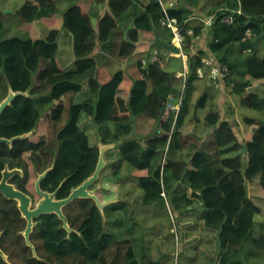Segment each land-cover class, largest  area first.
I'll return each mask as SVG.
<instances>
[{"label":"trees","instance_id":"trees-1","mask_svg":"<svg viewBox=\"0 0 264 264\" xmlns=\"http://www.w3.org/2000/svg\"><path fill=\"white\" fill-rule=\"evenodd\" d=\"M129 1L131 3L127 6ZM184 1L178 0L176 7L165 11L161 4L152 0L154 3L130 16L137 19L129 29H125L124 20L128 19L126 16L138 0H73L65 12L60 11L58 0H27L15 14L20 29L26 31V39L18 36L5 38L4 21L0 19V87L3 88L0 102L7 97L10 88L23 92L30 90L32 94L17 97L2 115L0 138L11 139L27 133L32 135L16 141L12 148L0 146V172L7 156L25 159L15 167L21 168L23 161L26 162V179L19 187L27 191L34 186L37 170L42 171L41 165L45 167V164L54 161L42 189L54 192L63 183L58 198L64 199L74 187L80 186L95 172L100 156L99 136L104 144L123 141L106 153V160L113 171L100 177L102 189L97 194L103 203L121 195V170L127 164L131 168L132 179L142 190L143 206L153 208L161 204L165 209L172 206L175 212L185 216L183 223L187 229L191 227L188 219L199 214L207 228L206 234L218 233L220 250L213 251L216 257L214 254L209 257L206 260L208 264H264V234L259 238L254 235L258 224L256 216L264 219V97L248 93L250 88L264 86V55L261 54V44H264V0H218L217 4L220 5L211 11L218 15L210 30L213 38L211 36L209 40L208 53L211 52L219 63L231 68L228 69L229 77L223 78L229 84L226 88L239 97L242 106L261 114L260 119L251 115L244 117L249 126L243 134L245 142L237 138L231 121L225 119L220 122V113L208 116L207 122L213 129L208 139L218 149L217 153L209 146L205 145L204 149L200 147V137H185L181 131L191 118L198 69L205 66L202 58L206 56V51L202 53V50L192 54L193 41L200 36L204 25L190 26L189 20L193 14L191 4L196 1ZM106 3L108 7L111 5L109 12H102L104 15L101 17L100 7ZM228 4L232 9L228 8ZM239 9L243 15L238 13ZM231 13L233 24H225L222 18ZM146 16L149 18L146 19ZM167 18L176 19L184 37L182 48L188 56L189 66L184 83L180 81L175 84L176 75L163 66L166 58L160 53L157 60L140 63L138 77L128 70H120L105 83L96 78L97 61L94 54L98 50L112 54L111 47L120 29L123 39L119 43L117 57L151 51L153 45L139 38L143 31L156 33L172 45L175 33L163 24ZM40 22L51 27L46 38L38 30ZM83 37L86 39L83 40ZM155 46L167 50L157 42ZM43 85H48L46 94L41 93ZM159 88L162 89L161 93ZM170 90L172 93L168 92ZM180 93L184 96L180 111L177 114L168 111L166 107L170 97H179ZM208 100L205 94L195 104L194 110L204 107ZM144 116L154 119L155 126L148 133L136 132L135 122ZM254 188L257 189L253 193ZM0 200L7 206L16 205L4 198ZM83 200H76L64 208L70 225L77 230L69 239L62 227L63 222L56 215H48L42 220L48 223V243L45 245L48 264H144L148 259L144 251L147 247L146 232L149 230L135 226L138 224L135 216L129 217L132 225L125 224L127 233L130 236L132 231L138 234L125 239L120 227L124 222L121 214L127 212L126 203L115 202L107 206L108 210L105 208L104 211L108 218L106 221L95 201ZM74 206L80 209L79 212H73ZM109 223L122 230L119 233L123 237L108 227ZM178 228L181 229L180 239L184 243L183 228ZM41 230H45L44 227ZM176 235L174 233V239ZM122 243L132 244L125 260L121 257ZM146 264L163 263L148 260Z\"/></svg>","mask_w":264,"mask_h":264},{"label":"rangeland","instance_id":"rangeland-1","mask_svg":"<svg viewBox=\"0 0 264 264\" xmlns=\"http://www.w3.org/2000/svg\"><path fill=\"white\" fill-rule=\"evenodd\" d=\"M3 1H4V4L0 5L1 9H5L7 7L10 9H14L15 5H18L20 3V1H22V0H10V1L9 0H3ZM17 1H18V4H17ZM0 2H2V1H0ZM13 2H15V3H13ZM5 4H8V5H5ZM139 5L140 4L138 2L134 3L133 7L131 8V10L129 11V13L126 17L129 18L131 15L138 13L140 11V10L137 11L139 8ZM133 8L135 9V11ZM6 11L7 10H5L4 12H6ZM60 11H63V10L60 8ZM3 17H4V19H6L5 22L7 25V31L5 30V33H4L5 38H11V37H15V36H18V37H26L27 36L25 34V32L20 29L18 20L15 16L12 15L10 17V15H6ZM46 26L48 28H51L49 24ZM37 27H39V25H37ZM41 27H42V25H41ZM41 27H39L38 30L43 35V31H42ZM48 28L46 29L47 31H49ZM22 32H24V33H22ZM263 46H264V44L263 45L261 44V53L263 52L262 55H264ZM212 58H214V56ZM210 62H211V60H210ZM211 72H212V70H211ZM100 76L101 77L104 76V73H100ZM223 86L224 85H222V87ZM213 87H212V91L214 90ZM222 87L215 88L216 92H215L214 96L220 97L225 92V98L224 99H225L226 103L223 104V106L228 107V109H231L234 111L236 110V115L238 117L239 126L236 127L234 125L235 130L240 132L241 131L240 126H242L243 128H246V125H244L242 122L244 117L239 114V113H243V111L248 110L247 113L250 112L251 116L255 115L254 117H256L258 119L261 118L260 113H258L257 111L254 112V110L246 109L245 107H243L241 105L239 107V103H238L239 97L236 95L230 94L228 91L222 90ZM224 87H226V86H224ZM2 91H3V88L0 87V92H2ZM41 93H43V94L48 93V85H46V86L43 85L41 87ZM260 93L264 97V88L261 90ZM33 96H35V95H33ZM178 99H179V97L176 98V101H178ZM251 111H252V113H251ZM194 113H195V111L192 110V114L194 116L198 117L199 112H196V114H194ZM240 119H241V121H240ZM65 121H67V115L65 116ZM150 129H151L150 125H141L139 123L138 126H135L134 130L136 132L143 133L142 131H149ZM152 129H153V127H152ZM131 130L133 131V129H131ZM184 135H185V137H188L191 134H184ZM209 135H211V134H207L206 136L208 137ZM98 139H99V137H98ZM128 139H130V138H128ZM54 146L56 149V145H54ZM206 146H209L214 153H217L218 149L216 147H214V144H213V142H211V140L208 141ZM51 158H53L52 155H51ZM105 159H106V155H105ZM53 160H55V159H53ZM245 161L247 162V158ZM24 164H26L25 161H23L21 168H23L24 172H25ZM16 165H19V163ZM51 166H52L51 163L45 164V168H49ZM106 167L107 168L104 169V171H106V172L105 173H104V171L102 172V174L104 173V176L107 174H110L111 171H113L109 167L108 162H107ZM130 171H131V168L127 164H124V166L121 170V175H123L122 176V185L120 188L121 195H120V197H117L115 200L108 201V202H111V204L115 203V202H124V203L127 202L126 203L127 212L121 214L124 222L120 227L124 231V236L126 237L125 239H131V236L135 237V235L138 234V232L134 233V231H132L131 236H130L127 233L128 227H126L125 224L132 225V223L128 220L129 217H134V215H135V219L138 222V224H136L135 226L139 227L140 229H144V227L148 228L149 232H146V236H147L146 245H147V247L144 251V254L148 259H146L144 264H146L148 262V260H160V261H162L163 264H208L209 261L206 262V260H209L210 259L209 257H211L214 254L213 251L219 252V244L216 241L217 240V237H216L217 232L215 231L212 234H206L207 228L204 227L203 221H202V219H200L199 214L196 217H190L188 219L191 227L189 229H187L186 228L187 226H184V223H183V221L185 220L184 219L185 216H183L182 213H180L178 211L175 212L174 211L175 209L172 206H169L168 209H165L164 206L161 204L155 205V207H153L154 209L152 207L143 206L142 190L137 186L136 181L132 179V176L130 175L131 174ZM128 172H129V174H128ZM18 180L20 183L25 182L24 178H20ZM102 183H103V181H101V179H100L96 183V185L93 186L92 189H96V188H98L99 190L102 189ZM79 210L80 209L77 208L76 206L73 207V212H75V211L79 212ZM262 218H263L262 216L256 217V221L259 224L261 223L260 226H259V224H257V226L255 227L256 230H255L254 235L256 238H259L264 234V224H263L264 219H262ZM107 220L108 219L106 218V221ZM156 220H158V221H156ZM154 223L156 225L155 228H154ZM108 227H110L111 229L113 228L112 230H114L118 233H119V231H122V230H117L116 225L110 224V225H108ZM176 227L177 228L178 227L183 228L184 243H182L183 241H182V239H180L181 229L178 228V232H177ZM193 229L195 230L194 232H192ZM176 232H177V235L175 236V239H174V233H176ZM119 236L123 237L120 233H119ZM148 241H149V243H148ZM121 245H122L121 257L123 258V260H125V256L129 250V247L132 246V244L131 243H122ZM217 245H218V247H217ZM208 246H210V247L208 248ZM35 247H36V245H35ZM214 257H216L215 254H214ZM8 259H9V262L11 263L10 258H8Z\"/></svg>","mask_w":264,"mask_h":264},{"label":"crops","instance_id":"crops-1","mask_svg":"<svg viewBox=\"0 0 264 264\" xmlns=\"http://www.w3.org/2000/svg\"><path fill=\"white\" fill-rule=\"evenodd\" d=\"M27 0H22L17 6L14 7V9H10V8H5V9H1L0 7V19L4 21V25H5V30L7 31V25L4 19V15H13L15 16L16 12L18 9H20V7L26 2ZM141 1V2H139ZM139 8L137 11H141L145 8V5L147 6L148 4H151L152 0H139ZM196 2H193L191 5V9L193 11V14L189 20V23L192 25V27H196V26H201L202 24L204 25V29L201 31V34L198 38H196V41H193V45H192V54H197V52L199 50L202 51H206V56L203 57V63L205 64V66H203L202 68L198 69V76L199 79L196 80L195 85L198 87H196V92L193 95V110L195 107V104L198 102V100L200 98H202L206 93V95H208V101L206 103V105L204 107H200L198 109V111L194 110L196 114V112H199L198 117L194 116L193 114H191V122L189 120V122H187V124L181 129L183 134H191L194 135L197 139L198 137H200V147H202L203 149L205 148L204 146L208 143L209 139L206 136L207 134H213V129H211L208 122H206V118L216 112L220 113L221 115V120L220 122H222L223 120H229L232 121L231 124L233 126L234 132L236 134V136L240 139V141H243V135L244 131L247 129V125L245 122V119H243V124L246 125V128L241 127V131L238 132L237 130H235L234 125L237 127L239 126V121H238V117L236 115V111H232L231 109H227L228 107H224L223 104L226 103V101L224 100L225 98V92L223 95L219 96H213L214 93L216 92L215 88H220L222 87V85L226 86V81L220 80L219 82H215L214 78H213V70H215L217 67L220 66L221 63L218 62V60L216 59V57L209 52L208 53V43L210 40V37L212 36L210 33L211 27L214 25L215 21H216V13H212L211 11L213 10V8L217 5V3L219 2L218 0H195ZM1 4H4L3 2H0ZM73 3V0H58V7H60L64 12L67 11V9L71 6V4ZM145 3V4H144ZM178 0H160V4L162 5L163 9L165 11H167L169 8H173L176 7L178 5ZM197 3V4H196ZM0 4V5H1ZM159 4V3H158ZM6 5V4H5ZM20 5V6H19ZM174 5V6H173ZM194 5V6H193ZM107 7V8H106ZM212 7V8H211ZM17 8V9H16ZM104 8V11H102V9ZM108 4L106 3L105 6H101L100 10H101V15L102 12L104 14H106V12H109L108 9ZM204 8V9H203ZM211 8V9H210ZM167 9V10H166ZM204 11H203V10ZM5 10H7L6 12H4ZM210 10V11H209ZM106 11V12H105ZM208 15H206V14ZM212 13V14H211ZM103 14V15H104ZM103 15L101 17H103ZM200 15V16H199ZM215 15V16H214ZM10 16V17H11ZM214 16V17H213ZM17 18V16H15ZM214 18V19H213ZM134 19L135 17H129L126 21L125 20V29H129L132 28L134 26ZM196 19V20H195ZM204 20V21H203ZM210 20V21H209ZM224 20V19H223ZM165 21V20H164ZM191 21V22H190ZM196 21V22H195ZM193 22V23H192ZM195 22V23H194ZM201 22V23H200ZM203 22V23H202ZM205 22V23H204ZM211 22V23H210ZM213 22V23H212ZM224 22V21H223ZM226 23V22H225ZM42 24H44V22H42ZM195 24V25H194ZM200 24V25H199ZM229 24V23H227ZM39 26H41V22L38 24ZM45 26V27H44ZM206 26V27H205ZM208 26V27H207ZM210 26V27H209ZM42 27H44L42 29L43 31V36H47L48 31L46 30V24L42 25ZM41 27V28H42ZM172 30V29H171ZM173 31V30H172ZM119 37L117 36V38L114 40L113 42V48L112 47V54L110 53H106V52H99L96 51L94 54V57L97 61V68H96V72H95V76L97 78H99L101 83H105L107 81H109L112 77V75H114L116 72L120 71V70H127L130 71L133 75L135 74L136 77L139 76L138 74V68L141 62L145 63H149L150 61L153 60H157L158 58V53L163 54L166 58L165 64L163 65L164 67H166L169 71L174 72L176 75L175 80H177V82L175 84H179L180 81L182 80L183 83L185 82L186 79V74L188 73V56L185 55L183 52V48L181 49V54H173L171 51L169 50H162V48L155 46L154 47V43L157 42V37L160 38L161 41L165 42L163 38H161L158 34L153 33V32H141L140 33V39L142 41H147L150 44H152L153 49L151 51H144L141 52L139 54H132L130 56L127 57H117V52L119 50V43L122 41L123 39V33L122 30L120 29L119 31ZM193 33V32H190ZM206 35V36H205ZM211 35V36H210ZM152 36V37H151ZM121 37V40H119V38ZM204 38V39H203ZM151 39V40H150ZM174 40V39H173ZM203 42H202V41ZM207 40V42H206ZM167 43V42H165ZM160 44V43H159ZM199 44L201 45V47L199 46ZM116 45V46H115ZM161 45V44H160ZM171 45V44H170ZM172 45H174V42H172ZM163 46V45H161ZM175 46V45H174ZM164 47V46H163ZM177 47V46H176ZM116 49V50H115ZM159 49V50H158ZM161 50V51H160ZM164 51V52H163ZM114 52V53H113ZM263 53V52H262ZM261 53V54H262ZM103 55V56H102ZM113 55V56H112ZM214 56V58H212ZM101 57V58H100ZM105 57V58H104ZM111 57V58H109ZM114 57V58H112ZM104 61H103V59ZM211 60L210 64H207L206 61ZM111 60V61H110ZM103 63H102V62ZM105 63V65H103ZM109 63V64H108ZM124 63V64H123ZM100 64V66L98 65ZM219 65V66H218ZM223 65V64H222ZM185 66V67H184ZM216 66V67H215ZM212 70L209 69V68ZM101 69V71H100ZM105 69V71H104ZM175 70V71H174ZM201 70V71H200ZM203 70V71H202ZM187 72V73H186ZM100 73H104V76L99 77ZM108 73V74H107ZM99 74V75H98ZM107 76V77H106ZM208 76V77H207ZM102 78V79H100ZM206 80V81H205ZM206 82V83H205ZM221 82V83H220ZM204 85V86H203ZM218 85V86H217ZM214 86V87H213ZM212 87L214 88L213 92H212ZM184 88V85H182V89ZM202 88V89H201ZM208 88V89H207ZM264 88V86H260L256 89H252L250 88L248 90V93H256L258 95H260L261 97L262 94L260 93L261 90ZM151 89V87H150ZM199 89V90H198ZM206 89V90H205ZM204 90V91H203ZM222 90L224 91H228L230 94L231 93V89L229 88H223ZM256 90V91H255ZM210 92V93H209ZM212 93V94H211ZM181 95V93H180ZM179 95V96H180ZM183 95V94H182ZM212 96V98H211ZM175 97V96H172ZM178 97V96H177ZM214 98V99H213ZM196 100V101H195ZM212 104V105H211ZM217 104V105H215ZM240 105L242 106L240 100H239V107ZM218 108H217V107ZM245 107V106H243ZM209 108V109H208ZM246 109H249L247 107H245ZM202 109V110H201ZM240 109V108H239ZM250 110V109H249ZM211 111V113H210ZM240 111V110H239ZM248 111V110H247ZM247 111H243V113H239L240 115H242L243 117L249 116L250 114L247 113ZM225 114V115H224ZM206 117V118H205ZM147 118V119H146ZM193 118V119H192ZM202 118V119H201ZM194 120V121H192ZM154 119H152L149 116H144L142 117L140 120H138L135 125L140 123L141 125H152L151 129L149 131H142L143 133H148L152 130V127L154 125L153 123ZM155 122V121H154ZM199 123V124H198ZM192 124V125H191ZM199 126H198V125ZM207 125V126H206ZM198 126V127H197ZM202 126V127H201ZM195 127V128H194ZM206 127V128H205ZM194 128V129H193ZM138 130V129H137ZM199 131V132H198ZM207 132V134H206ZM159 133L162 134V131H160ZM190 135V136H191ZM242 135V136H241ZM193 140V139H192ZM121 143H123V141H120Z\"/></svg>","mask_w":264,"mask_h":264},{"label":"flooded vegetation","instance_id":"flooded-vegetation-1","mask_svg":"<svg viewBox=\"0 0 264 264\" xmlns=\"http://www.w3.org/2000/svg\"><path fill=\"white\" fill-rule=\"evenodd\" d=\"M13 144L11 146L10 145L8 146L12 148ZM1 145H7V144H0V146ZM21 160H25V159L23 158L13 159V157L7 156V158L5 159L6 163L4 164V167L0 172L1 174L0 183L4 178V172L6 168H8L9 171H13L15 169L21 170L22 174L12 175L9 178L8 183L13 185L19 191L26 194L28 197H30L31 205L29 208L30 210H35L37 208L39 201L43 199V196L39 195L36 190L37 180L40 175H42L45 171H47L50 168L53 169V167L51 166L49 168H45L43 165H41L42 171L37 170L38 177L34 183V186H32V188H28L27 191H24V189L19 187L20 182L18 179L20 178L26 179V172H24L23 168L15 167V165L21 162ZM45 179L43 180V182L45 181ZM42 183H41V189H42ZM42 190L44 192H48L44 189ZM0 198H4L5 200L16 203V205L7 206L4 204V201L0 200V249L5 256L4 258V256L0 253V264H38L35 260L43 264H48V250L47 247H45L46 243H48V223H45L42 220L45 219V217H48V215H52V214L44 213L34 217L33 226L31 232L29 233V237L27 238L25 232L28 229L29 220L24 216V213L20 206V201L16 199L6 198L3 194H0ZM63 226L64 224L62 225V227ZM43 227L45 230H41V228ZM76 232L77 230L74 229L73 233ZM73 233L71 234L68 233L67 239H69L70 235H72ZM28 240L33 244V247L38 257L35 256L33 249L29 246ZM8 258H10L11 263L9 262Z\"/></svg>","mask_w":264,"mask_h":264},{"label":"water","instance_id":"water-1","mask_svg":"<svg viewBox=\"0 0 264 264\" xmlns=\"http://www.w3.org/2000/svg\"><path fill=\"white\" fill-rule=\"evenodd\" d=\"M157 3L160 4V0H156ZM157 43H160L163 45L167 50L171 51L174 54H180L181 49L179 47H176L174 45H170L168 43H165L160 40L159 37H157ZM29 91L23 92V91H14L12 88H10L9 93L7 97L0 102V119L5 112V110L12 104V102L19 96H30ZM32 133H27L23 135H19L16 137H13L11 139L8 138H0V144H7L12 145L14 142L19 140H24L28 138ZM121 142H116L113 144H104L102 142V138L99 136L98 139V146L100 149V156L99 161L96 167L95 172L91 177H89L87 180H85L80 186L77 188L72 189L70 195L67 198L64 199H58L57 195L60 189L63 186V183L59 186V188L53 192H44L41 189V183L43 180L47 177L49 172L52 170V168L45 171L42 175L39 176L37 183H36V190L39 195L43 196V199L39 201L37 208L35 210H30L31 205V199L23 192L16 189L13 185L8 183L9 178L14 174H22V171L19 169H15L13 171H9L8 168H6L4 172V178L0 183V194H3L6 198L9 199H16L20 201L21 209L24 213V216L29 220L28 229L25 232L26 237H29V233L31 232L32 226H33V218L36 216H39L44 213L48 214H55L58 216V218L63 222L64 228L66 231L71 234L74 232V229L70 226L68 217L64 213V207L70 205L76 200L79 199H91L95 201L97 207L100 209V211L104 214L105 208L109 205H111V202H105L103 203L100 198L98 197L97 190L92 189L94 185L100 180L101 174L104 171V169L107 166V161L105 159L106 152L110 149H114L118 145H120ZM105 217V214H104ZM29 246L33 249L35 256H37L35 249L33 247V244L28 240ZM0 253L4 256L3 252L0 249ZM5 258V256H4Z\"/></svg>","mask_w":264,"mask_h":264},{"label":"bare ground","instance_id":"bare-ground-1","mask_svg":"<svg viewBox=\"0 0 264 264\" xmlns=\"http://www.w3.org/2000/svg\"><path fill=\"white\" fill-rule=\"evenodd\" d=\"M0 1H2L3 2V0H0ZM10 1V0H9ZM8 1V2H9ZM128 1V0H127ZM185 1H187V0H185ZM184 1V2H185ZM233 1H235V0H233ZM7 2V1H6ZM21 2V1H20ZM81 2H83V1H81ZM103 2H104V0H103ZM139 2H141V1H139ZM183 2V1H182ZM191 2V1H190ZM13 3H15V2H13ZM80 3V2H79ZM111 3V2H110ZM129 3H131L130 1L127 3V6H128V4ZM152 3H154V2H152ZM189 3V2H188ZM192 3V2H191ZM1 4V3H0ZM17 4H18V1H17ZM78 4V3H77ZM93 4V3H92ZM121 4H122V1H121ZM120 4V5H121ZM145 4V3H144ZM190 4V3H189ZM197 4V3H196ZM6 5H8V4H6ZM14 5V4H13ZM131 5V4H130ZM149 5V4H148ZM147 5V6H148ZM217 5H220V4H217ZM229 5V4H228ZM242 5V4H241ZM15 6H17V5H15ZM20 6V5H19ZM95 6H96V4H95ZM111 5L109 4V7H110ZM122 6H124L123 4H122ZM146 6V5H145ZM174 6V5H173ZM194 6V5H193ZM224 6V5H223ZM121 7V6H120ZM159 7V6H158ZM158 7H157V9H158ZM233 7V6H232ZM235 7H237L238 8V6H236V4H235ZM256 7H258V6H256ZM107 8V7H106ZM117 8V7H116ZM123 8V7H122ZM127 8H130V7H127ZM146 8V7H145ZM212 8V7H211ZM210 8V9H211ZM228 8H231V6L229 5L228 6ZM263 8V7H262ZM17 9V8H16ZM33 9V8H32ZM111 9V8H110ZM134 9V8H133ZM154 8H152V10H153ZM186 9V8H185ZM204 9V8H203ZM202 9V10H203ZM224 9V8H223ZM232 9V8H231ZM241 9H242V6H241ZM264 9V8H263ZM1 10V9H0ZM15 10V9H14ZM93 10H96V9H94L93 8ZM97 10H99V8L97 9ZM126 10V9H125ZM162 10V9H161ZM167 10V9H166ZM184 10V9H183ZM219 10H221V9H219ZM225 10V9H224ZM223 10V11H224ZM91 11H92V9H91ZM123 11H124V9H123ZM134 11H135V9H134ZM163 11V10H162ZM204 11V10H203ZM210 11V10H209ZM228 11V10H227ZM33 12V11H32ZM90 12V11H89ZM94 12V11H93ZM106 12V11H105ZM122 12V11H121ZM146 12V11H145ZM156 12V11H155ZM158 12V11H157ZM156 12V13H157ZM185 12V11H184ZM186 12H188V11H186ZM245 12V11H244ZM247 12V11H246ZM107 13V12H106ZM116 13H118V12H116ZM135 13V12H134ZM147 13V12H146ZM156 13H155V15H156ZM159 13V12H158ZM160 13H161V11H160ZM191 13V12H190ZM228 13H230V12H228ZM110 14V13H109ZM163 14V13H162ZM206 14V13H205ZM212 14V13H211ZM219 14H220V11H219ZM225 14H227L226 12H225ZM264 14V13H263ZM263 14H261V15H263ZM9 15V14H8ZM31 15H32V13H31ZM35 15V14H34ZM88 15V14H87ZM98 15V14H97ZM152 15V14H151ZM155 15H154V17H155ZM161 15V14H160ZM182 15H184V14H182ZM206 15H208V14H206ZM218 15V14H217ZM216 15V16H217ZM231 15H232V13H231ZM241 15V14H240ZM243 15V14H242ZM259 15V14H258ZM4 16H6V15H4ZM11 16V15H10ZM37 16V15H36ZM114 16H115V14H114ZM121 16V15H120ZM189 16H190V14H189ZM200 16V15H199ZM215 16V15H214ZM213 16V17H214ZM215 16V17H216ZM247 16V15H246ZM249 16V15H248ZM35 17V16H34ZM40 17V16H39ZM76 17H77V15H76ZM76 17H75V20H76ZM117 17V16H116ZM152 17H153V15H152ZM187 17H188V15H187ZM219 17V16H218ZM223 17V16H222ZM237 17V16H236ZM261 17V16H260ZM140 18V17H139ZM149 17H147L146 16V19H148ZM157 18H159V14H158V17ZM224 18H225V16H224ZM224 18H222V19H224ZM250 18V17H249ZM255 18H258L257 16L255 17ZM82 19V18H81ZM135 19H137V18H135ZM155 19H156V17H155ZM214 19V18H213ZM236 19V18H235ZM262 19V18H261ZM39 20H40V18H39ZM101 20V19H100ZM153 20H154V18H153ZM158 19H156V21H157ZM196 20V19H195ZM218 20V19H217ZM256 20V19H255ZM257 20H259V19H257ZM125 21V20H124ZM126 21H128V20H126ZM204 21V20H203ZM210 21V20H209ZM262 21V20H261ZM13 22V21H12ZM98 22V21H97ZM100 22V21H99ZM119 22V21H118ZM138 22V21H137ZM163 22H164V20H163ZM191 22V21H190ZM196 22V21H195ZM194 22V23H195ZM220 22V21H219ZM36 23V22H35ZM38 23V22H37ZM139 23V22H138ZM144 23V22H143ZM157 23H158V21H157ZM193 23V22H192ZM201 23V22H200ZM203 23V22H202ZM205 23V22H204ZM211 23V22H210ZM213 23V22H212ZM217 23V22H216ZM264 23V22H263ZM263 23H262V26H263ZM14 24V23H13ZM121 24V23H120ZM188 24V23H187ZM225 24H227V23H225ZM41 25H44V24H42V22H41ZM48 25V24H47ZM76 25V24H75ZM136 25H137V23H136ZM141 25V24H140ZM139 25V26H140ZM150 25V24H149ZM149 25H147L148 26V28H149ZM155 25V24H154ZM186 25V24H185ZM189 25V24H188ZM195 25V24H194ZM200 25V24H199ZM203 25V24H202ZM17 26V25H16ZM122 26V25H121ZM138 26V27H139ZM159 26V25H158ZM161 26V25H160ZM190 26H192V25H190ZM39 27H41V26H39ZM38 27V28H39ZM45 27V26H44ZM44 27H42L41 29H43ZM138 27H136V28H138ZM146 27V26H145ZM163 27V26H162ZM206 27V26H205ZM208 27V26H207ZM210 27V26H209ZM48 27H46V29H47ZM144 28V27H143ZM262 28V27H261ZM263 29V28H262ZM25 30V29H24ZM145 30V29H144ZM149 30V29H148ZM150 30H151V27H150ZM211 30V29H210ZM210 30H208V31H210ZM212 30H213V28H212ZM27 31H29V30H27ZM146 31V30H145ZM261 31V30H260ZM263 31H264V29H263ZM20 32V31H19ZM26 32V31H25ZM42 32V31H41ZM81 32H83V31H81ZM80 32V33H81ZM170 32V31H169ZM168 32V33H169ZM200 32V31H199ZM22 33H24V32H22ZM31 33V32H30ZM29 33V34H30ZM77 33V32H76ZM95 33V32H94ZM167 33V34H168ZM248 33V32H247ZM261 33V32H260ZM26 34V33H25ZM83 34V33H82ZM85 34V33H84ZM136 34V33H135ZM170 34V33H169ZM199 34V33H198ZM211 34V33H210ZM252 34V33H251ZM263 34V33H262ZM24 35V34H23ZM27 35V34H26ZM30 35H32V34H30ZM29 35V36H30ZM88 35V34H87ZM87 35H85V36H87ZM110 35V34H109ZM117 36V35H116ZM135 36V35H134ZM206 36V35H205ZM211 36V35H210ZM248 36V35H247ZM32 37V36H31ZM80 37L82 38V36H81V34H80ZM80 37H78V38H80ZM109 38H110V36H108ZM113 37V36H112ZM152 37V36H151ZM173 37V36H172ZM17 38V37H16ZM23 38V37H22ZM25 38V37H24ZM44 38H46V36L44 37ZM96 38V37H95ZM117 37H115V39H116ZM137 38V37H136ZM140 38V37H139ZM186 38H188V37H186ZM211 38V37H210ZM212 38H213V36H212ZM247 38V37H246ZM26 39V38H25ZM28 39V38H27ZM84 39H86V38H84L83 37V40ZM204 39V38H203ZM81 40V39H80ZM108 41H109V39H107ZM113 40V39H112ZM125 40V39H124ZM141 40V39H140ZM151 40V39H150ZM157 40V39H156ZM212 40V39H211ZM254 40V39H253ZM107 41V42H108ZM196 41V40H195ZM202 41V40H201ZM244 41V40H243ZM251 41V40H250ZM113 42V41H112ZM185 42H186V40H185ZM188 42H189V40H188ZM203 42V41H202ZM206 42H207V40H206ZM79 43V42H78ZM85 43H87V41L85 42ZM191 43V42H190ZM255 43V42H254ZM264 43V42H263ZM81 44H83L82 43V40H81ZM255 44H257V42L255 43ZM79 45V44H78ZM87 45H89L88 43H87ZM86 45V46H87ZM92 45V44H91ZM251 45V44H250ZM81 46V45H80ZM79 46V47H80ZM96 46V45H95ZM116 46V45H115ZM199 46L201 47V45L199 44ZM208 46V45H207ZM248 46V45H247ZM85 47V46H84ZM83 47V48H84ZM113 47V46H112ZM112 47H111V49H112ZM85 48H87V47H85ZM90 48V46L87 48V49H89ZM93 48V47H92ZM113 48H115V47H113ZM153 48V47H152ZM210 48V47H209ZM263 48H264V46H263ZM160 49V48H159ZM158 49V50H159ZM95 50V49H94ZM116 50V49H115ZM240 50V49H239ZM93 51V50H92ZM98 51H100V50H98ZM161 51V50H160ZM111 52V51H110ZM164 52V51H163ZM204 51H202V53H203ZM114 53V52H113ZM118 53V52H117ZM184 53V52H183ZM174 54V53H173ZM181 54V53H180ZM198 54V53H197ZM205 54V53H204ZM203 54V55H204ZM243 54V53H242ZM250 54V53H249ZM247 55V54H246ZM103 56V55H102ZM113 56V55H112ZM238 56V55H237ZM242 56V55H241ZM192 57V56H191ZM101 58V57H100ZM105 58V57H104ZM109 58H111V57H109ZM112 58H114V57H112ZM248 58V57H247ZM95 59V58H94ZM103 59V58H102ZM203 59V58H202ZM245 59V58H244ZM259 59H261V58H259ZM103 61H104V59H103ZM111 61V60H110ZM188 61V60H187ZM209 61H210V59H209ZM102 62V61H101ZM105 62V61H104ZM195 62V61H194ZM103 63V62H102ZM191 63V62H190ZM246 63V62H245ZM109 64V63H108ZM124 64V63H123ZM164 64V63H163ZM99 66H100V64H98ZM103 65H105V63L103 64ZM225 65V64H224ZM145 66V65H144ZM219 66V65H218ZM227 66H229V65H227ZM185 67V66H184ZM189 67V66H188ZM216 67V66H215ZM209 68V67H208ZM200 69V68H199ZM210 69V68H209ZM229 69V68H228ZM231 69V68H230ZM229 69V70H230ZM128 70V69H127ZM234 70V69H233ZM240 70V69H239ZM100 71H101V69H100ZM104 71H105V69H104ZM137 71H139V68H138V70ZM175 71V70H174ZM191 71V70H190ZM201 71V70H200ZM203 71V70H202ZM187 73V72H186ZM191 73V72H190ZM108 74V73H107ZM170 74V73H169ZM173 74H174V72H173ZM188 74V73H187ZM1 75V74H0ZM99 75V74H98ZM234 75V74H233ZM232 76V75H231ZM235 76V75H234ZM238 76V75H237ZM240 76V75H239ZM99 77H101V76H99ZM107 77V76H106ZM146 77V76H145ZM208 77V76H207ZM228 77H229V75H228ZM236 77V76H235ZM97 78V77H96ZM111 78V77H110ZM173 78V77H172ZM99 79V78H98ZM100 79H102V78H100ZM199 78H197V80H198ZM167 80H169L168 79V77H167ZM188 80V79H187ZM228 80V79H227ZM153 81V80H152ZM182 81V80H181ZM206 81V80H205ZM175 82V81H174ZM230 82V81H229ZM4 83H5V81H4ZM35 83V82H34ZM104 83V82H103ZM176 83V82H175ZM206 83V82H205ZM217 83V82H216ZM36 84V83H35ZM186 85H187V83H185ZM231 84V83H230ZM234 84H236V83H234ZM239 84H241V83H239ZM103 85V84H102ZM185 85V86H186ZM229 84H228V82H227V84H226V86H228ZM262 85V84H261ZM3 86V85H2ZM170 86V85H169ZM172 86V85H171ZM194 86V85H193ZM204 86V85H203ZM218 86V85H217ZM159 86H157V88H158ZM163 87H166V86H163ZM179 87V86H178ZM197 87V86H196ZM224 87V86H223ZM161 88H162V86H161ZM194 88V87H193ZM192 88V89H193ZM198 88V87H197ZM225 88V87H224ZM228 88V87H227ZM234 88V87H233ZM248 88V87H247ZM165 88H163V90H164ZM173 89V88H172ZM196 89V88H195ZM202 89V88H201ZM208 89V88H207ZM6 90H8V89H6ZM159 90H160V88H159ZM162 90V89H161ZM161 90H160V93H161ZM167 90H169L168 88H167ZM194 90V89H193ZM199 90V89H198ZM206 90V89H205ZM234 90V89H233ZM244 90V89H243ZM246 90V89H245ZM16 91V90H15ZM157 91V90H156ZM174 91V90H173ZM204 91V90H203ZM227 91V90H226ZM236 91V90H235ZM238 91V90H237ZM256 91V90H255ZM165 92H167L166 90H165ZM168 92H171V90L170 91H168ZM213 92V91H212ZM222 92V91H221ZM240 92V91H239ZM242 92H244V91H242ZM7 93V92H6ZM32 93V92H31ZM163 93H164V91H163ZM172 93V92H171ZM175 93V92H174ZM210 93V92H209ZM223 93V92H222ZM234 93V92H233ZM237 93V92H236ZM207 94V93H206ZM212 94V93H211ZM215 94V93H214ZM238 94V93H237ZM242 94V93H241ZM30 95H32V94H30ZM209 95V94H208ZM223 95V94H222ZM225 95V94H224ZM256 95V94H255ZM214 96V95H213ZM258 96V95H257ZM263 96V95H262ZM184 97V96H183ZM241 97V96H240ZM3 98V97H2ZM163 98V97H162ZM165 98V97H164ZM211 98H212V96H211ZM261 98V97H260ZM184 99V98H183ZM214 99V98H213ZM241 99V98H240ZM258 99V98H257ZM264 99V98H263ZM1 100V99H0ZM225 100V99H224ZM261 100V99H260ZM163 101H165V99H163ZM196 101V100H195ZM207 103V102H206ZM239 103V102H238ZM263 103V102H262ZM35 104V103H34ZM37 104V103H36ZM162 104V103H161ZM193 104V103H192ZM261 104V103H260ZM165 105V104H164ZM163 105V106H164ZM182 105V104H181ZM212 105V104H211ZM215 105H217V104H215ZM262 105V104H261ZM35 106V105H34ZM217 107V106H216ZM261 107V106H260ZM218 108V107H217ZM254 108V107H253ZM209 109V108H208ZM228 109V108H227ZM255 109V108H254ZM259 109H261V108H259ZM182 110V109H181ZM202 110V109H201ZM256 110V109H255ZM198 111V110H197ZM236 111V110H235ZM248 112V111H247ZM255 112V111H254ZM263 112V111H262ZM210 113H211V111H210ZM251 113H252V111H251ZM264 113V112H263ZM262 113V114H263ZM168 114V113H167ZM248 114H250V112L248 113ZM180 115V114H179ZM225 115V114H224ZM251 115V114H250ZM257 115V114H256ZM261 115V114H260ZM239 116V115H238ZM242 116V115H241ZM253 116V115H252ZM255 116V115H254ZM190 117H191V115H190ZM264 117V116H263ZM138 118H139V116H138ZM206 118V117H205ZM249 118H251V116L249 117ZM254 118V117H253ZM69 119V118H68ZM147 119V118H146ZM191 119V118H190ZM202 119V118H201ZM255 119V118H254ZM258 119V118H257ZM178 120V119H177ZM192 121H194V120H192ZM206 121H207V119H206ZM240 121H241V119H240ZM262 121V120H261ZM39 122V121H38ZM37 122V123H38ZM190 122H191V120H190ZM232 122V121H231ZM244 122V121H243ZM67 123V122H66ZM136 123V122H135ZM141 123V122H140ZM153 123H154V121H153ZM234 123V122H233ZM232 123V124H233ZM176 124V123H175ZM199 124V123H198ZM197 124V125H198ZM192 125V124H191ZM231 125V124H230ZM152 126V125H151ZM155 126V125H154ZM175 126V125H174ZM199 126V125H198ZM197 126V127H198ZM207 126V125H206ZM248 126V125H247ZM202 127V126H201ZM208 127H210V126H208ZM249 127V126H248ZM247 127V128H248ZM195 128V127H194ZM193 128V129H194ZM206 128V127H205ZM237 129V128H236ZM239 129V128H238ZM37 130V129H36ZM100 130V129H99ZM172 130V129H171ZM101 132V131H100ZM99 132V133H100ZM199 132V131H198ZM158 133V132H157ZM173 133V132H172ZM235 133V132H234ZM152 134V133H151ZM169 133H167V135H168ZM206 134H207V132H206ZM149 135V134H148ZM160 135H161V133H160ZM243 135V134H242ZM241 135V136H242ZM134 136V135H133ZM135 137V136H134ZM138 137H139V135H138ZM162 137V136H161ZM165 137H167V136H165ZM4 138V137H3ZM152 138V137H151ZM154 138V137H153ZM238 138V137H237ZM133 140V139H132ZM146 140V139H145ZM144 140V141H145ZM147 141V140H146ZM169 141V140H168ZM243 142H245V141H243ZM61 143V142H60ZM113 143V142H112ZM46 144V143H45ZM48 150V149H47ZM49 151H50V149H49ZM166 152H168V151H166ZM99 154V153H98ZM40 155V154H39ZM39 157V156H38ZM37 157V158H38ZM166 159V158H165ZM53 160V159H52ZM243 163V162H242ZM52 165V164H51ZM243 165V164H242ZM246 166H248V165H246ZM243 167V166H242ZM244 167H245V165H244ZM107 168V167H106ZM105 168V169H106ZM232 171V170H231ZM106 171H104V173H105ZM112 172V171H111ZM234 172V171H233ZM128 174H129V172H128ZM121 176H123V175H121ZM66 178V177H65ZM230 178V177H229ZM242 178V177H241ZM63 181V180H62ZM102 181V180H101ZM65 183V182H64ZM248 183V182H247ZM250 185V184H249ZM257 186V185H256ZM255 186V187H256ZM229 187H230V185H229ZM75 188V187H74ZM255 189H257V188H254V190H253V193L256 191ZM71 190V189H70ZM250 190H252V189H250ZM97 191H99V189L97 190ZM69 192V191H68ZM251 193V192H250ZM252 193V194H253ZM67 197V196H66ZM120 197V196H119ZM250 197V196H249ZM85 200V199H84ZM83 200V201H84ZM101 200V199H100ZM81 201H82V199H81ZM93 202V201H92ZM92 202H90V203H92ZM131 202V201H130ZM137 202V201H136ZM127 203V202H126ZM121 204V203H120ZM94 205V204H93ZM117 205V204H116ZM83 206V205H82ZM85 206V205H84ZM113 206V205H112ZM130 206V205H129ZM140 206V205H139ZM88 207V206H87ZM114 207V206H113ZM113 207H112V209H113ZM146 207V206H145ZM91 208H93V207H91ZM82 209V208H81ZM107 209V208H106ZM110 209V208H109ZM115 209V208H114ZM151 209V208H150ZM84 210V209H83ZM108 210V209H107ZM89 211V210H88ZM171 211V210H170ZM117 212V211H116ZM81 213V212H80ZM90 213V212H89ZM100 213V212H99ZM134 213V212H133ZM137 213V212H136ZM67 214V213H66ZM116 214V213H115ZM85 215V214H84ZM134 215V214H133ZM263 215V214H262ZM72 216V215H71ZM135 216V215H134ZM173 216V215H172ZM178 216V215H177ZM69 217H70V215H69ZM107 217V216H106ZM105 217V218H106ZM257 217V216H256ZM154 218V217H153ZM88 219H89V217H88ZM108 219V218H107ZM263 219V218H262ZM72 220V219H71ZM261 220V219H260ZM74 221V220H73ZM72 221V222H73ZM155 221V220H154ZM156 221H158V220H156ZM175 221V220H174ZM110 222V221H109ZM114 222V221H113ZM156 223V222H155ZM155 223H154V228H155ZM108 224V223H107ZM106 224V225H107ZM110 224V223H109ZM259 224V223H258ZM261 224V223H260ZM263 224H264V222H263ZM163 225V224H162ZM260 226V225H259ZM177 228V227H176ZM113 229V228H112ZM173 229V228H172ZM260 230V229H259ZM114 231V230H113ZM178 231V230H177ZM262 231V230H261ZM109 232V231H108ZM177 233V232H176ZM258 233V232H257ZM116 234V233H115ZM182 234V233H181ZM209 234V233H208ZM218 234V233H217ZM253 234V233H252ZM255 234V233H254ZM114 235V234H113ZM258 235V234H257ZM110 236V235H109ZM115 236V235H114ZM254 236V235H253ZM253 236H251L250 238L252 239L253 238ZM147 237V236H146ZM181 237H182V235H181ZM215 237V236H214ZM217 237V236H216ZM110 238V237H109ZM111 238H112V236H111ZM220 238V237H219ZM255 239V238H254ZM217 241V240H216ZM257 241V240H256ZM253 242V241H252ZM148 243H149V241H148ZM183 243V242H182ZM254 243V242H253ZM255 244V243H254ZM149 245V244H148ZM180 245V244H179ZM217 247H218V245H217ZM220 250V249H219ZM98 256V255H97ZM104 257V256H103ZM101 259V258H100ZM106 259V258H105ZM115 259V258H114ZM178 259V258H177ZM88 260V259H87ZM216 260V259H215ZM103 261V260H102ZM107 261V260H106ZM178 262V261H177ZM219 262V261H218ZM214 264V263H213Z\"/></svg>","mask_w":264,"mask_h":264},{"label":"built area","instance_id":"built-area-1","mask_svg":"<svg viewBox=\"0 0 264 264\" xmlns=\"http://www.w3.org/2000/svg\"><path fill=\"white\" fill-rule=\"evenodd\" d=\"M223 21L226 23H229V24H233L234 17L232 15H228L224 18ZM163 24L167 25L175 33L174 40H173L174 45L182 48V43H183L184 37L181 33V29L177 26L176 19L171 20V19L167 18V19H165ZM206 63L210 64L209 60L206 61ZM228 75H229V70H228L226 65L220 64L219 67H217L215 70H213V78H214L215 82H219L220 79L222 80L223 78H225ZM176 98H177L176 96L170 97V100L167 103L166 109L168 111H174L177 114L180 111V107H181L182 100H183V95L179 96L178 101H176Z\"/></svg>","mask_w":264,"mask_h":264},{"label":"clouds","instance_id":"clouds-1","mask_svg":"<svg viewBox=\"0 0 264 264\" xmlns=\"http://www.w3.org/2000/svg\"><path fill=\"white\" fill-rule=\"evenodd\" d=\"M238 13H239V14H242L243 12H242V10H241V9H239V10H238Z\"/></svg>","mask_w":264,"mask_h":264}]
</instances>
